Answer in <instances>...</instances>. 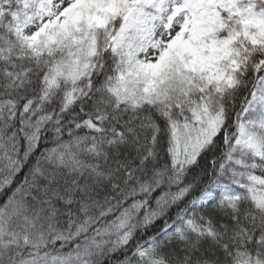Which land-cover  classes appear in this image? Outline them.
Masks as SVG:
<instances>
[{
    "label": "snow or ice",
    "instance_id": "6c2138e0",
    "mask_svg": "<svg viewBox=\"0 0 264 264\" xmlns=\"http://www.w3.org/2000/svg\"><path fill=\"white\" fill-rule=\"evenodd\" d=\"M0 264H264V0H0Z\"/></svg>",
    "mask_w": 264,
    "mask_h": 264
}]
</instances>
